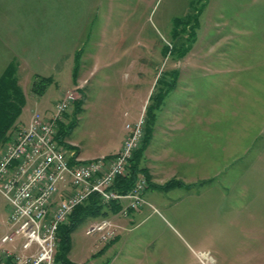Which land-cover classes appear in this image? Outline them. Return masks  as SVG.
I'll use <instances>...</instances> for the list:
<instances>
[{"label":"rangeland","instance_id":"rangeland-1","mask_svg":"<svg viewBox=\"0 0 264 264\" xmlns=\"http://www.w3.org/2000/svg\"><path fill=\"white\" fill-rule=\"evenodd\" d=\"M51 1L0 0L16 31L25 21L32 62L0 57V77L13 69L24 95L0 152L68 89L75 100L58 140H72L85 159L115 153L126 123L142 112L152 147H173L155 161L142 153L147 203L127 217L121 203L106 214L121 224L116 240L86 234L101 216L76 224L72 263L264 264V0ZM52 7L65 12L56 44L40 24L41 9ZM46 77L45 91L35 93ZM172 179L185 184L162 189ZM6 210L0 194V228Z\"/></svg>","mask_w":264,"mask_h":264},{"label":"built area","instance_id":"built-area-1","mask_svg":"<svg viewBox=\"0 0 264 264\" xmlns=\"http://www.w3.org/2000/svg\"><path fill=\"white\" fill-rule=\"evenodd\" d=\"M75 100L68 89L47 116L34 111L28 124L15 129L0 152V194L7 200L0 228V264H64L57 259L60 226L74 209L97 193L102 203L122 204L127 217L147 203V178L138 174L130 190L114 187L126 175L145 134V113L127 122V134L115 153L85 159L58 140L59 123ZM120 223L110 215L92 219L86 234L108 243L119 235Z\"/></svg>","mask_w":264,"mask_h":264},{"label":"trees","instance_id":"trees-1","mask_svg":"<svg viewBox=\"0 0 264 264\" xmlns=\"http://www.w3.org/2000/svg\"><path fill=\"white\" fill-rule=\"evenodd\" d=\"M189 49V47H187ZM186 48V49H187ZM14 71L13 69L7 70L0 77V143L3 142L8 137V132L12 128L13 121L17 119L20 114L23 102L24 95L17 86H15L14 81ZM174 78V76H173ZM50 81V77L41 78L40 81L34 82L32 87L33 91L37 94H42L47 88ZM10 89H14V94L16 99H11ZM7 107V108H5ZM80 108L77 109V112ZM148 115V114H147ZM62 121L59 123L60 130L58 134H62L63 130L61 128ZM152 132V124L149 123V118L147 116L145 134L142 139L140 147L134 152V155L131 159L129 166V171L126 175L118 176L114 187L120 192H127L130 190L137 178V175L140 171H143V168L140 165V159L142 153L148 146L150 142ZM59 136V135H58ZM145 170V169H144ZM185 183L181 180L172 179L167 181L162 185V189H172L176 186H183ZM107 205H109L107 207ZM118 202H110L109 204L102 203L100 196L97 193H93L90 196V199L83 204L77 206L69 218V223L63 224L59 229L60 243L57 252V259L61 260L64 264H74L68 258V254L72 247V231L81 220L87 216H105L108 212L118 211L119 210ZM108 208V209H107ZM117 237L114 239L116 240Z\"/></svg>","mask_w":264,"mask_h":264},{"label":"crops","instance_id":"crops-1","mask_svg":"<svg viewBox=\"0 0 264 264\" xmlns=\"http://www.w3.org/2000/svg\"><path fill=\"white\" fill-rule=\"evenodd\" d=\"M43 2H45L46 6H47V0H43ZM51 4H55V5H63V0H52ZM47 8V7H45ZM41 9V15L43 17H46L45 21L43 22V20L41 21L40 19V24L43 23V27H42V34H49L51 40H50V44H54L53 42H55V44L57 43L56 41H58V38H60V33L63 30V21L59 18H63L64 17V13L62 9H58V8H53L50 9ZM24 17L26 18V14H23ZM1 18L5 21H0V57L1 55L4 56V58L6 57L7 54L10 55H14V56H19L21 57L23 60V64L29 65L32 64V62L29 61V55L26 53V50H23V46H24V41L26 40V32H25V28L21 25L22 24H26L24 20H19L18 23V27L19 28L16 31V26L13 25V22H9L8 20H10L13 15H9L6 13L0 14ZM15 18V17H13ZM36 24H38L37 22H35ZM50 30V31H48ZM36 32V31H35ZM31 34V32H30ZM45 40H47V38H45ZM1 43H3L4 50L1 52ZM31 46V43L28 44ZM27 46V45H26ZM30 46L29 49L31 48ZM6 49V50H5ZM26 51V52H25ZM8 52V53H7ZM14 52V53H13ZM3 58V59H4ZM3 59H1L0 63L3 61ZM67 113V112H66ZM66 117H64L63 120H65ZM153 141L151 140L150 144L146 147V149L144 150V156H146L147 158H151L152 160L155 159H160L161 157L167 156L168 155V150H171V145L168 143L169 140H167L164 143H161L162 147L155 149L154 147H152L153 145ZM123 140H121L120 144L118 145L117 149L113 152L118 151L121 146H122ZM66 144L70 147H73L74 149L77 150L78 154H80V156H82V152L80 149L74 147L76 144L72 141V140H67ZM169 146V147H167ZM173 148V147H172ZM173 152H175L173 150ZM83 157V156H82ZM84 158V157H83ZM157 180V177H153V181Z\"/></svg>","mask_w":264,"mask_h":264}]
</instances>
